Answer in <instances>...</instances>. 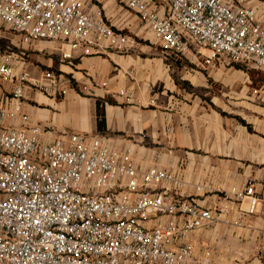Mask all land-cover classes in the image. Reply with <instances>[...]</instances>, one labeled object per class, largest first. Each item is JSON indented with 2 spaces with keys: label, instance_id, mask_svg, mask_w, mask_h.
<instances>
[{
  "label": "built area",
  "instance_id": "built-area-1",
  "mask_svg": "<svg viewBox=\"0 0 264 264\" xmlns=\"http://www.w3.org/2000/svg\"><path fill=\"white\" fill-rule=\"evenodd\" d=\"M118 1L165 54L205 51L206 66L223 60L264 72V29L252 9L231 0ZM0 23L25 46L64 43L66 62L77 50L89 57L136 46L87 0H0ZM11 59L0 64V79L15 82L18 103L1 119L20 115L26 90L59 88L54 72L35 78ZM45 133L0 128V264H213L188 239L215 217L179 197L183 180L138 166L102 138L67 134L46 143ZM232 195L249 201L250 214L260 201L253 185Z\"/></svg>",
  "mask_w": 264,
  "mask_h": 264
},
{
  "label": "crops",
  "instance_id": "crops-1",
  "mask_svg": "<svg viewBox=\"0 0 264 264\" xmlns=\"http://www.w3.org/2000/svg\"><path fill=\"white\" fill-rule=\"evenodd\" d=\"M231 1L254 10L264 29V0ZM132 16L111 26L128 34ZM148 41L102 56L83 57L77 50L66 62L64 43L25 46L0 23V64L12 56L18 71L35 78L51 71L60 79L46 95L26 90L20 115L0 116V128L41 126L46 143L67 134L102 138L144 169L173 173L183 180L179 197L210 210L216 220L188 239L197 256L210 251L213 264H264V72L223 60L209 67L205 51L165 54ZM14 89V81L0 79V114L18 103ZM97 101L105 117L102 132ZM249 185L260 198L253 214L248 200L237 203L232 195Z\"/></svg>",
  "mask_w": 264,
  "mask_h": 264
},
{
  "label": "rangeland",
  "instance_id": "rangeland-1",
  "mask_svg": "<svg viewBox=\"0 0 264 264\" xmlns=\"http://www.w3.org/2000/svg\"><path fill=\"white\" fill-rule=\"evenodd\" d=\"M89 4L92 6H96L98 8L103 17L106 19V21L110 24H116V26L119 24V21L121 20V17L125 16L126 18L130 17V12H128L120 3L118 0H87ZM129 13V14H128ZM124 14V15H122ZM133 15V14H131ZM133 18H135L136 22L134 23V29L126 30V32L134 38L135 41L139 40H153V37L151 34L148 33L146 28L137 20V18L133 15Z\"/></svg>",
  "mask_w": 264,
  "mask_h": 264
},
{
  "label": "trees",
  "instance_id": "trees-1",
  "mask_svg": "<svg viewBox=\"0 0 264 264\" xmlns=\"http://www.w3.org/2000/svg\"><path fill=\"white\" fill-rule=\"evenodd\" d=\"M234 67H236L238 69L241 68V66H239V65H235ZM96 106H97V130L99 132H102L105 130L106 125H105L104 113H103V110L101 108V102L97 101Z\"/></svg>",
  "mask_w": 264,
  "mask_h": 264
}]
</instances>
